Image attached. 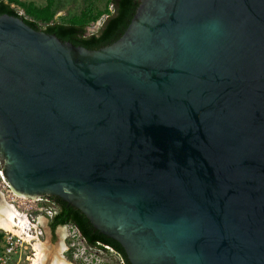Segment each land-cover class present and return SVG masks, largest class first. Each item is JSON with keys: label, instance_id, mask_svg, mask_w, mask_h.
Returning <instances> with one entry per match:
<instances>
[{"label": "water", "instance_id": "95a60500", "mask_svg": "<svg viewBox=\"0 0 264 264\" xmlns=\"http://www.w3.org/2000/svg\"><path fill=\"white\" fill-rule=\"evenodd\" d=\"M0 168L128 264H264V0H139L98 50L0 15Z\"/></svg>", "mask_w": 264, "mask_h": 264}, {"label": "trees", "instance_id": "16d2710c", "mask_svg": "<svg viewBox=\"0 0 264 264\" xmlns=\"http://www.w3.org/2000/svg\"><path fill=\"white\" fill-rule=\"evenodd\" d=\"M138 2L139 0H110L109 5L112 11L108 9V6L96 12L89 8L85 9L79 17L64 23L53 21L52 0H48L44 7H36L32 3L19 0H0V15L20 18L32 29L54 35L59 40L76 47L98 50L110 46L123 35L136 12ZM18 10H22L23 15H20ZM102 16L107 17L102 26L95 33L87 34L86 28L89 23L100 21ZM52 202L57 205L58 213L51 219V230L70 224L77 229L88 247L96 249L109 247L120 254L128 264L121 246L93 230L89 221L78 210L57 198H53Z\"/></svg>", "mask_w": 264, "mask_h": 264}, {"label": "built area", "instance_id": "2783aa9c", "mask_svg": "<svg viewBox=\"0 0 264 264\" xmlns=\"http://www.w3.org/2000/svg\"><path fill=\"white\" fill-rule=\"evenodd\" d=\"M0 198L26 220V226L21 235L0 229V264H11L13 260L16 261L15 264H19L23 258L25 262L32 264V260L35 258L34 245L40 242L43 233L40 218L45 216L48 220L52 219L57 213V208L54 203L43 199H31L17 195L4 181L1 171ZM67 228L70 232L66 237V251L70 253L74 261L80 260L81 264H87L86 252L97 249L88 247L75 227L68 226ZM82 244L85 246H80ZM98 251L105 254L108 252L109 257L112 258L111 260L109 258V261L99 259L98 264H123L119 254L113 249L104 247Z\"/></svg>", "mask_w": 264, "mask_h": 264}, {"label": "rangeland", "instance_id": "374dc122", "mask_svg": "<svg viewBox=\"0 0 264 264\" xmlns=\"http://www.w3.org/2000/svg\"><path fill=\"white\" fill-rule=\"evenodd\" d=\"M24 3H32L36 7H44L47 5L48 0H19ZM110 0H52V7L51 10L54 13V18L53 21L56 22H64L68 23L70 22L71 19L75 17H79L81 13L85 9H91L93 12L96 11H102L106 6H108V9L111 10V5H109ZM20 15H23L22 10H18ZM106 18V16H102L99 22H90L88 27L86 28V33L90 34L95 32L98 28L99 25L103 22V20ZM4 201L2 198H0V201ZM5 202V201H4ZM40 223H41V228H42V237L40 239L41 243H47L49 249H52L51 252L52 254L56 252V249H59V245L63 244L64 249L59 253V250L57 254L63 259H65L68 263L70 264H81V261L75 260L72 258L70 253L66 251V237L68 232V228L62 229V228H56L51 230L48 227V219L45 216H41L40 218ZM68 230V231H67ZM80 246H85V245H80ZM81 247V248H82ZM55 250V252H53ZM87 257H86V263L87 264H98L97 262L100 260L102 261H109L112 259L109 257L108 252L105 254L102 251L97 250H88L86 252ZM49 255V260L50 259ZM16 261H12L11 264H15ZM106 263V262H105ZM19 264H28L25 262V259L23 258L22 261H20Z\"/></svg>", "mask_w": 264, "mask_h": 264}, {"label": "bare ground", "instance_id": "6f19581e", "mask_svg": "<svg viewBox=\"0 0 264 264\" xmlns=\"http://www.w3.org/2000/svg\"><path fill=\"white\" fill-rule=\"evenodd\" d=\"M26 226V220L23 219L18 213L8 206L4 201H0V229L6 232H11L17 235H21L24 232ZM29 240V239H28ZM35 258L32 260V264H70L63 257L57 254L63 251V244L59 245V249H56L52 254L47 243L38 242L34 245ZM49 255L51 256L49 260Z\"/></svg>", "mask_w": 264, "mask_h": 264}, {"label": "flooded vegetation", "instance_id": "af4514ba", "mask_svg": "<svg viewBox=\"0 0 264 264\" xmlns=\"http://www.w3.org/2000/svg\"><path fill=\"white\" fill-rule=\"evenodd\" d=\"M111 11H112V9H111ZM106 18H107V17H106ZM106 18H105V19H106ZM105 19H104V20H105ZM104 20H103V22H104ZM98 22H99V21H98ZM103 22H102V23H103ZM102 23L99 25V28L102 26ZM99 28H98V29H99ZM98 29H97V30H98ZM97 30H96V31H97ZM96 31H95V32H96ZM95 32H93V33H95ZM90 34H91V33H90ZM42 199H43L44 201L52 202V199H53V198L42 197ZM57 199H58V198H57ZM60 200H61V199H60ZM52 203H54V202H52ZM54 204H55V203H54ZM55 206H56V208H57V213H58V207H57L56 204H55ZM57 213H56V214H57ZM50 223H51V219L48 220V227H49V228H50ZM68 226H72V225L69 224V225H65V226H58V227H56V228L66 229ZM56 228H55V229H56ZM50 229H51V228H50ZM93 230H94V229H93ZM84 243H85V242H84ZM125 263H126V262H125ZM127 263H128V262H127Z\"/></svg>", "mask_w": 264, "mask_h": 264}]
</instances>
